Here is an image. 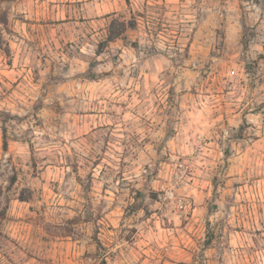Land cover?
<instances>
[{
  "label": "rangeland",
  "instance_id": "1",
  "mask_svg": "<svg viewBox=\"0 0 264 264\" xmlns=\"http://www.w3.org/2000/svg\"><path fill=\"white\" fill-rule=\"evenodd\" d=\"M0 188V264H264V0H0Z\"/></svg>",
  "mask_w": 264,
  "mask_h": 264
},
{
  "label": "trees",
  "instance_id": "2",
  "mask_svg": "<svg viewBox=\"0 0 264 264\" xmlns=\"http://www.w3.org/2000/svg\"><path fill=\"white\" fill-rule=\"evenodd\" d=\"M119 26H120V30H118L116 33H112L113 29L111 27V38L112 39H116L118 37H120L121 35H123V33L126 31L127 28H133L135 26V24L132 23H126L125 21L119 22ZM89 75V74H88ZM98 76L96 74H91L89 75V78L91 79H96ZM7 147V142L6 140H4V149L6 150ZM15 182V178L13 177L10 181V184H14ZM2 189L0 188V250L3 247L4 243L6 242V238L2 233L1 230V226L2 223L4 222V220L6 219V214H7V210H8V204H9V200L6 199L5 202H2Z\"/></svg>",
  "mask_w": 264,
  "mask_h": 264
}]
</instances>
